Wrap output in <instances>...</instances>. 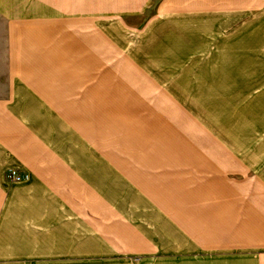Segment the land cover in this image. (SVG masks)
Wrapping results in <instances>:
<instances>
[{
    "label": "crops",
    "instance_id": "obj_1",
    "mask_svg": "<svg viewBox=\"0 0 264 264\" xmlns=\"http://www.w3.org/2000/svg\"><path fill=\"white\" fill-rule=\"evenodd\" d=\"M232 3L0 0V264H262L264 15Z\"/></svg>",
    "mask_w": 264,
    "mask_h": 264
},
{
    "label": "rangeland",
    "instance_id": "obj_2",
    "mask_svg": "<svg viewBox=\"0 0 264 264\" xmlns=\"http://www.w3.org/2000/svg\"><path fill=\"white\" fill-rule=\"evenodd\" d=\"M115 0H113L114 2ZM233 0H117L118 8L122 9V13L116 16H133V20H137V24L141 30L149 20L161 16L170 11H201L205 8H225L229 9L233 6ZM247 2L246 6L256 11L259 15H264V0H242ZM116 3H114V6ZM244 6V4H242ZM103 7V6H102ZM115 12V11H114ZM98 16H110V13L101 12ZM123 16V17H125ZM140 29H137L138 31ZM140 30V31H141ZM136 31V30H135ZM135 33V32H133ZM138 35V33H135ZM132 36V35H130ZM137 40V38H134ZM264 264V261H258Z\"/></svg>",
    "mask_w": 264,
    "mask_h": 264
},
{
    "label": "built area",
    "instance_id": "obj_3",
    "mask_svg": "<svg viewBox=\"0 0 264 264\" xmlns=\"http://www.w3.org/2000/svg\"><path fill=\"white\" fill-rule=\"evenodd\" d=\"M27 178V175H20L15 171H9L8 179L9 181L19 182Z\"/></svg>",
    "mask_w": 264,
    "mask_h": 264
}]
</instances>
